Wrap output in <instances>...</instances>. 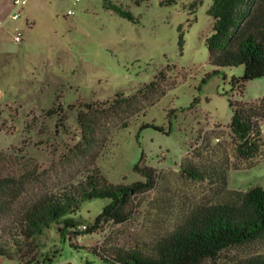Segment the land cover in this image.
Returning <instances> with one entry per match:
<instances>
[{"label":"rangeland","instance_id":"rangeland-1","mask_svg":"<svg viewBox=\"0 0 264 264\" xmlns=\"http://www.w3.org/2000/svg\"><path fill=\"white\" fill-rule=\"evenodd\" d=\"M110 1L131 11L139 23L105 9L103 0H80L76 5L55 0L56 15L38 20L28 35L22 30L23 39L27 38L12 46L15 52L24 48V53L0 60V169L6 175L22 165L36 170L15 207L43 193L68 191L81 184L88 175L85 170L91 168L114 186L144 182L133 170L142 153L141 167L156 172L157 184L133 198L128 221L105 223L83 235L108 204L103 199L85 201L70 216L82 235L62 237L63 224H53L25 260L33 257L29 264H43L46 257L52 264H103L91 252L114 246L147 251L197 207L235 200L251 188L264 189V147L252 160L237 156L228 102L261 100L264 79L247 82L244 93L233 91L231 78L244 72L236 67L223 69L201 84L214 70L204 42L212 28L208 15L212 0H202L196 7H191L194 0H177L169 6H161L162 0ZM68 10L74 14L69 16ZM157 78V91L148 100L105 121L99 143L88 156L71 153L80 141L77 116L82 103L112 104ZM59 106L60 113H48ZM146 123L171 132L146 129L140 132L139 144L136 137ZM260 125L264 134V122ZM188 165L217 178L187 179L181 168ZM6 225L8 219L0 228ZM0 239L13 243L1 230ZM258 256H264V241L228 250L216 262L201 264H238ZM0 264L22 263L0 258Z\"/></svg>","mask_w":264,"mask_h":264},{"label":"trees","instance_id":"trees-1","mask_svg":"<svg viewBox=\"0 0 264 264\" xmlns=\"http://www.w3.org/2000/svg\"><path fill=\"white\" fill-rule=\"evenodd\" d=\"M176 1L162 0L160 4L169 6ZM201 3L202 0H194L191 7ZM103 6L123 19L139 23V19L122 5L103 0ZM208 15L213 22L204 42L209 53L208 63L214 70L202 79L201 84L220 74L223 69L243 67V75L232 77L230 86L233 91L237 89L244 93L247 82L264 79V0H212ZM178 44L182 50L183 34L179 35ZM158 80L138 90L135 95L117 99L112 104L82 103L77 116L80 141L71 153H75L76 157L88 156L99 143L105 121L119 118L120 114L133 111L142 101L148 100L151 94L156 93ZM228 102L233 109L230 130L236 142L237 156L244 161L252 160L264 147V134L260 125L261 121L264 122V97L257 102ZM106 105L107 108H104ZM56 111L60 113L61 107L51 109L48 113L56 114ZM124 127H127V123H124ZM146 129L166 135L171 132V128L166 131L165 127L154 123L142 124L136 137L139 144L140 132ZM2 159L0 156V166ZM143 162L144 153L133 170L144 182L114 186L97 169L91 168L85 170L88 174L85 180L68 191L43 193L17 207L15 203L23 199L25 185L35 179L36 170L29 169V165H22L20 170L6 175L0 169V224L8 219V225L0 230L13 241L8 245L0 239V258L29 264L33 257L29 261L25 260L39 245L40 236L53 224L60 222L63 224L59 229L62 237L81 236L76 231L78 222L70 216L85 201L103 199L108 204L83 235L102 229L105 223L123 224L128 221L135 207L133 198L153 190L157 184L158 175L151 168L141 167ZM181 171L194 182L217 178L192 165L181 168ZM263 241L264 189L255 187L238 195L235 200L197 207L170 234L157 239L150 250L114 246L91 253L103 264H201L205 261L216 262L228 250ZM52 263L50 257H46L43 262ZM238 264H264V256L244 259Z\"/></svg>","mask_w":264,"mask_h":264},{"label":"crops","instance_id":"crops-1","mask_svg":"<svg viewBox=\"0 0 264 264\" xmlns=\"http://www.w3.org/2000/svg\"><path fill=\"white\" fill-rule=\"evenodd\" d=\"M54 1L28 0L27 5L19 10L14 6V0H0V60L2 62L12 59L15 55L24 53V48H21L18 52L12 50L14 44L21 45L27 38L25 37L21 43H16L14 40L16 32H22L23 30L28 35L34 29L38 20L49 17L52 19L56 15ZM17 11H19L20 17L15 20L12 15ZM53 12L55 13L53 14ZM56 17L58 18L59 15Z\"/></svg>","mask_w":264,"mask_h":264},{"label":"built area","instance_id":"built-area-1","mask_svg":"<svg viewBox=\"0 0 264 264\" xmlns=\"http://www.w3.org/2000/svg\"><path fill=\"white\" fill-rule=\"evenodd\" d=\"M73 1V4L76 5L80 2V0H72ZM28 3V0H14V6L17 8V9H22L25 5H27ZM67 14L69 16L73 15L74 12L72 10H68ZM20 17V13L19 11L15 12L13 15H12V18L13 19H18ZM14 40L16 43H21L22 40H23V35H22V32L21 31H17L16 34H15V37H14Z\"/></svg>","mask_w":264,"mask_h":264},{"label":"water","instance_id":"water-1","mask_svg":"<svg viewBox=\"0 0 264 264\" xmlns=\"http://www.w3.org/2000/svg\"><path fill=\"white\" fill-rule=\"evenodd\" d=\"M66 264H73V263L69 262V263H66Z\"/></svg>","mask_w":264,"mask_h":264}]
</instances>
